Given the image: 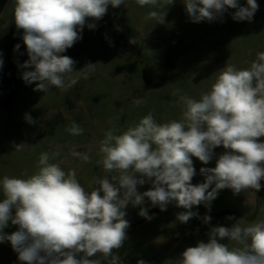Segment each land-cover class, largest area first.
Here are the masks:
<instances>
[{
	"label": "clouds",
	"instance_id": "1",
	"mask_svg": "<svg viewBox=\"0 0 264 264\" xmlns=\"http://www.w3.org/2000/svg\"><path fill=\"white\" fill-rule=\"evenodd\" d=\"M125 2L15 0L13 20L23 30L28 56L20 65L25 69L22 80L35 83L34 91L48 94L53 89L67 91L81 78L87 79L84 69L96 64L76 71V62L62 54L82 39L85 26L96 27L89 19L99 21L109 5L117 8ZM157 2L136 0L141 7ZM183 4L193 23L223 22L225 13L236 22H251L259 9L257 0H246L245 6L239 0H183ZM147 19L163 24L165 12L152 11ZM19 48L20 44L14 46L16 51ZM179 99L185 106L179 121L157 123L149 113L122 134L105 133L96 164L109 175L94 178L91 191L80 184L75 170L66 173L59 164L50 163L46 152L40 154L34 174L5 175L0 180V242H10L21 264H123L115 250L127 239L129 204L140 206L138 215L151 220L148 207L143 206L146 200L161 211L175 203L185 210L176 214V220L186 224L200 218L194 206L203 204L210 211L223 189L234 194L259 192L264 181V140L260 139L264 137V52L247 69L226 64L198 100L186 94ZM26 120L35 122L30 115ZM67 131L81 135L83 128L73 122ZM221 146L224 151L217 156L214 150ZM71 155L90 161L85 153L73 150ZM192 157L204 165L215 158L214 167L200 168L202 183H192L196 175ZM145 184L151 187L139 192L138 186ZM210 221V215L203 217L205 224ZM10 225L16 230L5 233ZM207 235V242L186 247L178 264H264V220L244 227L238 223L213 226ZM224 241L241 247H229ZM137 264L148 262L140 259Z\"/></svg>",
	"mask_w": 264,
	"mask_h": 264
},
{
	"label": "rangeland",
	"instance_id": "2",
	"mask_svg": "<svg viewBox=\"0 0 264 264\" xmlns=\"http://www.w3.org/2000/svg\"><path fill=\"white\" fill-rule=\"evenodd\" d=\"M239 3L245 6L246 0ZM257 3L259 9L251 22H236L225 13L223 22L218 19L199 23L190 21L183 0H173L172 4L158 0L156 5L143 7L136 0H126L117 8L109 5L101 20H88L96 27L85 26L82 39L62 54L76 62V71L96 64L84 69L88 78H81L67 91L53 89L45 94L34 91L35 83L26 84L21 78L25 69L20 65L28 59L27 50L23 30H18L13 20L15 0H7L0 14V71L15 77L18 84L11 107L0 106V180L5 175L34 174L40 154L46 152L50 163L59 164L66 173L75 170L80 184L91 191L94 178L109 175L96 164L106 132L122 134L149 113L157 123L179 121L185 110L181 95L198 100L201 93L210 90L226 64L247 69L257 54L264 52V0ZM152 11L165 12V22L147 19ZM16 44H20L18 51L14 50ZM137 99L142 103L136 105ZM27 115L35 122L28 123ZM73 122L83 128L81 135L67 131ZM73 150L88 154L90 161L72 156ZM214 151L218 156L224 149L221 146ZM192 159L196 169L192 183H202L205 177L200 168L214 167L215 158L207 165ZM261 184L256 193L234 194L228 188L219 191L210 211L203 204L194 206L192 210L200 218L194 217L186 224L176 220V214L185 210L175 203L161 211L146 200L143 206L148 207L151 220L138 215L140 206L129 204L127 239L115 251L123 264H137L140 259L148 264H178L186 247L207 242L211 227H231L234 223L244 227L264 220V181ZM150 187L138 186V191L142 193ZM205 215L211 216L208 224L203 222ZM15 230L16 226L10 225L3 231L10 234ZM224 242L229 247H241ZM0 264H21L6 240L0 242Z\"/></svg>",
	"mask_w": 264,
	"mask_h": 264
},
{
	"label": "trees",
	"instance_id": "3",
	"mask_svg": "<svg viewBox=\"0 0 264 264\" xmlns=\"http://www.w3.org/2000/svg\"><path fill=\"white\" fill-rule=\"evenodd\" d=\"M3 1L0 0V14L3 10ZM15 77L0 71V106L11 107L17 89Z\"/></svg>",
	"mask_w": 264,
	"mask_h": 264
},
{
	"label": "water",
	"instance_id": "4",
	"mask_svg": "<svg viewBox=\"0 0 264 264\" xmlns=\"http://www.w3.org/2000/svg\"><path fill=\"white\" fill-rule=\"evenodd\" d=\"M6 2H7V0H4V1H3V5H5V4H6Z\"/></svg>",
	"mask_w": 264,
	"mask_h": 264
}]
</instances>
